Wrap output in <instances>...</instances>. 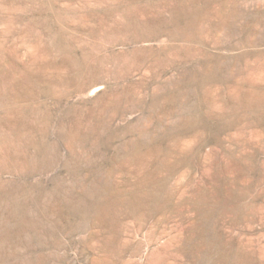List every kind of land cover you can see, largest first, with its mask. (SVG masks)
<instances>
[{"label":"rangeland","instance_id":"rangeland-1","mask_svg":"<svg viewBox=\"0 0 264 264\" xmlns=\"http://www.w3.org/2000/svg\"><path fill=\"white\" fill-rule=\"evenodd\" d=\"M0 264H264V0H0Z\"/></svg>","mask_w":264,"mask_h":264}]
</instances>
